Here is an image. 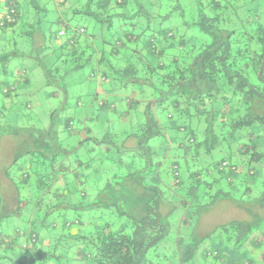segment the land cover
Returning a JSON list of instances; mask_svg holds the SVG:
<instances>
[{
	"label": "trees",
	"instance_id": "trees-1",
	"mask_svg": "<svg viewBox=\"0 0 264 264\" xmlns=\"http://www.w3.org/2000/svg\"><path fill=\"white\" fill-rule=\"evenodd\" d=\"M27 1L38 9L34 0ZM58 2L61 18L65 9L66 18L106 24L108 40L97 42L80 29L52 45L50 63L39 62L46 86L65 96V77L94 58L99 81L110 85L106 94L131 91L126 109L110 107L130 132L118 135L121 145L116 135L93 141L92 150L100 151L98 166H107L104 173L76 157L70 161L73 151L61 147L52 129L15 132L0 126V154L5 137L30 149L23 159L13 153L3 169L15 195L8 202L0 183V264L223 263L222 255L210 249L197 258L201 219L220 203L232 204L248 217L214 230L233 252L262 247L263 237L253 236L252 227L253 221L264 219V0H197L191 22L178 9L187 29L195 26L208 37L205 43L137 24L150 19L149 10L138 5L129 11V0H73L72 6L69 0ZM118 11L123 13L118 16ZM132 18L134 24L125 23ZM168 18L166 13L158 17ZM23 20L17 0H0L1 48L5 50L8 37L21 34L27 26ZM41 20H33L39 29ZM123 24L129 26L125 31L118 27ZM134 25L142 26L139 34L131 33ZM65 27L55 39L67 33ZM32 35L45 49L41 31ZM138 42L141 48L135 47ZM4 50L3 78L12 56ZM171 50L175 52L169 54ZM10 91L0 90L4 112L11 104ZM70 126L68 121L66 128ZM129 141L133 144L128 147ZM11 164L15 168L7 171ZM149 169H163L170 177L165 188L169 197L151 184L162 183L164 174L141 183ZM177 209L189 212L198 235L189 241L179 237L169 255H161L158 243L168 236V219ZM8 219L13 220L5 223ZM234 254L229 264H249Z\"/></svg>",
	"mask_w": 264,
	"mask_h": 264
},
{
	"label": "rangeland",
	"instance_id": "rangeland-1",
	"mask_svg": "<svg viewBox=\"0 0 264 264\" xmlns=\"http://www.w3.org/2000/svg\"><path fill=\"white\" fill-rule=\"evenodd\" d=\"M17 1L20 3L23 11V23L27 26H23L20 29L21 34L17 33L7 38L8 42L5 44V50L0 47V50H4L12 55L7 64L6 76L4 78L0 76V85L4 88L9 87L11 89L9 93L11 104L8 105L6 112L2 110V98L0 96V126H11L14 128L15 132L18 130L22 131L23 129L37 128L42 129V131L52 129L53 132L56 133V140L61 147L73 151V153L68 155L70 161L76 157L75 160L79 159L93 169L97 171L103 170L104 173H106L107 166H98L101 156L99 155L100 151H97L98 148L92 150L93 141L101 140L105 135H116L119 139L117 140L119 144H117L121 145L122 139L118 135L130 131L125 129V125L118 122L117 113L115 114L113 108L110 107L115 106L117 112L126 109L125 98L131 95V91H128L127 95L117 92V97L115 95L106 94L105 90H109L110 85L108 83L102 84L99 81L101 70L99 69V71L94 65L96 61L93 58L88 66L74 73H70L65 77L66 94L64 96L56 88L46 86L43 71L39 64V62L49 64L50 59L53 57V55L50 54L52 45L55 46L56 43H63L73 35L72 31L77 32L82 29V31L85 32V36H91L97 42L102 41V39L108 40L106 39V34H103L105 32L103 25L106 24L101 25L93 19L69 17V15V18H66L65 9L61 11V18L59 15L61 7L58 0H34V3H36L38 7L37 10L35 7L31 6L27 0ZM72 1L73 0H69L71 6L73 5ZM202 1L204 3V0ZM129 2L132 4L129 6V11L137 8L138 5L149 10L150 19H143L142 23L138 22L137 24L150 26L151 31L160 29L173 30V33H176V35L178 33H184L185 36L187 35L190 37V43H192L193 39L194 41L197 40L196 42L198 43L209 41L208 37L202 34L197 27L192 26L187 29L183 25L184 20L178 16V12L182 10L184 12L185 22H191L192 19H195L197 13V0H155V2L152 1L153 4L150 3V0H129ZM178 9L179 11H177ZM129 11L124 14H129ZM121 13H117L118 16L121 15ZM165 13L169 15L168 19H158L159 16H163ZM37 17L40 19L42 18L40 29L38 24L33 21L37 20ZM134 21H136V19L132 18L125 23H133ZM65 26L68 28L67 33L59 37V39H55L59 31H64L66 28ZM118 27L124 30L129 26L125 27V24H123ZM142 29V26L134 25L130 31L132 34L136 35L137 33L139 34ZM39 31L44 35L45 40L43 41H45V49L37 45V40L34 39L32 35L34 32L38 33ZM84 35L81 37H84ZM141 43L142 42H138L135 47L141 48ZM130 45L134 44L130 43ZM144 49L146 50L147 47ZM174 52V50H171L169 54ZM165 61L166 59H164V62ZM2 87L0 90L4 89ZM102 103L105 104L104 107H101ZM157 120L163 122V117L157 114ZM68 121H71L70 129L66 128ZM80 142L82 143L79 144ZM132 144L133 142L129 141L128 147ZM28 147L29 145L25 146L18 139L5 137L2 140L0 183L2 184L4 197L8 202L12 201L15 193L12 185L4 177L3 169L11 162L13 153L14 157L23 159L27 151L30 150ZM124 155L126 156V153ZM20 159L16 161L19 163ZM12 168H15L14 164H11L7 171H12ZM9 174H11V172ZM152 174H164L161 177L162 183L150 182L151 184L155 183V185L160 188L162 187L167 197H169L170 193L165 188L170 184V177L165 175L163 169L156 173H153V170L149 169L147 173L142 174L141 183L144 184L147 181L149 182V179L152 178ZM148 176L150 178H148ZM189 217V212L187 211L181 212V210L177 209L171 213L168 219V236L162 239L157 246V249L161 252L159 254L162 255L163 253H167L166 255H169L168 249H171L173 243H175L179 237L185 238L187 241L194 240L193 234L198 232L200 236H198L199 244L197 248V258L202 250L210 249L212 252L220 253L224 258L223 263H215V261L211 259V262L214 264H229L232 253L238 256L237 260H239V262L264 264V259L262 258L264 244H262V247L259 246L257 249H253L250 252L243 250H239L240 252H238V250H236V253L224 242L222 236L214 232L220 224L232 220H248L247 215L232 204L220 203L208 211V213L203 215L197 232ZM184 219L187 220L186 224H184ZM12 220L13 219H8L5 223ZM252 231L253 236H257L258 238L263 237V239L261 238L260 240L264 241L263 218L258 223L253 221ZM191 263L197 264L196 259H193Z\"/></svg>",
	"mask_w": 264,
	"mask_h": 264
}]
</instances>
